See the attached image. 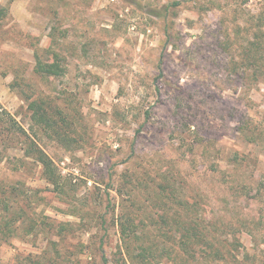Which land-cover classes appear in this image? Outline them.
I'll use <instances>...</instances> for the list:
<instances>
[{"label": "rangeland", "instance_id": "rangeland-1", "mask_svg": "<svg viewBox=\"0 0 264 264\" xmlns=\"http://www.w3.org/2000/svg\"><path fill=\"white\" fill-rule=\"evenodd\" d=\"M39 99L63 140L32 122ZM246 119L264 132V0H0V264H204L171 251L195 221L264 264Z\"/></svg>", "mask_w": 264, "mask_h": 264}, {"label": "trees", "instance_id": "trees-1", "mask_svg": "<svg viewBox=\"0 0 264 264\" xmlns=\"http://www.w3.org/2000/svg\"><path fill=\"white\" fill-rule=\"evenodd\" d=\"M13 1L15 0H9V3ZM52 58L54 60L57 59V55L52 54ZM35 59H36V64L34 66L33 72L35 75L39 76L40 78H47L54 76L59 71V66L56 65L55 62L50 64L41 63L37 54L35 55ZM45 104H46L45 101H42L41 99L37 101L33 100L28 104V110L31 111V120L35 125L41 127L44 131L46 132L49 130L53 131L60 140H63L64 138H66V136L63 132L60 131L62 127L65 125V121H61L60 123L54 120L50 115V112H48V110L46 109H43L42 106ZM67 125L68 123L66 124V126ZM239 131H241L246 141L264 143V132L259 128H257L252 123V121L248 119L244 120V123L242 124ZM27 145H28L27 155H31L36 162L42 165L43 168L42 174L44 178L51 185L56 187L58 183L55 175V168L53 167L51 161L46 157L43 151L36 146L34 142L29 141ZM233 182L234 181H232V183ZM230 189L233 190V192H237V191L240 192L241 191L240 189H242V187L241 186L239 187V183H236ZM164 191H166V189ZM138 229L139 227L134 228L133 226L127 224V222H120L119 224V236L124 243L126 254L130 259L132 258L129 255V251L130 249H132V247H134V245L132 246V244L136 242L134 237L136 236L137 234L136 231ZM169 229L171 230L172 228L169 227L168 230ZM186 229L189 232L188 233L186 232L187 234L186 233H182V235L179 234L180 241L177 240L174 241L173 245L177 244V246L171 247V251L173 253L182 251L183 254H186L188 256L190 254L187 253L188 250L191 253H193V256L191 255L190 257L194 258V255L198 254V257L201 258V261H203L204 264H242L237 261L236 255L232 253L230 249H228L229 247L228 245H226L225 241H220L215 239L216 233H214V230L211 232L210 230H207V228L205 230V227L201 226L199 223H197V221H195L191 227H187ZM181 230L183 231V229ZM147 235L148 233L146 234V236ZM165 235H166L165 232H163L162 236ZM168 237H172V236H168ZM208 237H212V239L208 240L207 239ZM151 238L154 239L156 242H160L161 239L160 236L158 235L157 236L154 235L153 237L151 236ZM144 241L142 243H145ZM202 246H206V247H204L203 249Z\"/></svg>", "mask_w": 264, "mask_h": 264}]
</instances>
